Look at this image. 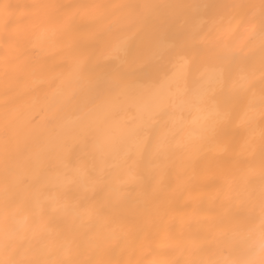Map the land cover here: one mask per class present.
<instances>
[{
    "label": "bare ground",
    "instance_id": "6f19581e",
    "mask_svg": "<svg viewBox=\"0 0 264 264\" xmlns=\"http://www.w3.org/2000/svg\"><path fill=\"white\" fill-rule=\"evenodd\" d=\"M262 209L264 0H0V264H264Z\"/></svg>",
    "mask_w": 264,
    "mask_h": 264
},
{
    "label": "snow or ice",
    "instance_id": "6c2138e0",
    "mask_svg": "<svg viewBox=\"0 0 264 264\" xmlns=\"http://www.w3.org/2000/svg\"><path fill=\"white\" fill-rule=\"evenodd\" d=\"M122 47H123V45H121V48ZM260 224H261V226H264V209H262V218H261ZM262 247H264V245H262Z\"/></svg>",
    "mask_w": 264,
    "mask_h": 264
},
{
    "label": "clouds",
    "instance_id": "9594fccd",
    "mask_svg": "<svg viewBox=\"0 0 264 264\" xmlns=\"http://www.w3.org/2000/svg\"><path fill=\"white\" fill-rule=\"evenodd\" d=\"M261 255H264V248L261 249Z\"/></svg>",
    "mask_w": 264,
    "mask_h": 264
}]
</instances>
